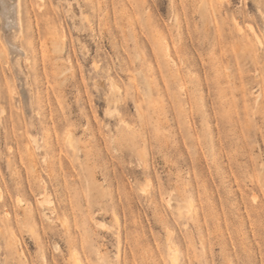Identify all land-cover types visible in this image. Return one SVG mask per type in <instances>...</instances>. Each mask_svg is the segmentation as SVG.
Here are the masks:
<instances>
[{
  "label": "rangeland",
  "instance_id": "obj_1",
  "mask_svg": "<svg viewBox=\"0 0 264 264\" xmlns=\"http://www.w3.org/2000/svg\"><path fill=\"white\" fill-rule=\"evenodd\" d=\"M20 1L0 264H264V0Z\"/></svg>",
  "mask_w": 264,
  "mask_h": 264
},
{
  "label": "bare ground",
  "instance_id": "obj_2",
  "mask_svg": "<svg viewBox=\"0 0 264 264\" xmlns=\"http://www.w3.org/2000/svg\"><path fill=\"white\" fill-rule=\"evenodd\" d=\"M22 14L20 0H0V20H2L3 28L7 31L4 40H7V53L11 55L14 66L20 57H27L24 47L18 44L13 37V33L21 34L23 31Z\"/></svg>",
  "mask_w": 264,
  "mask_h": 264
}]
</instances>
